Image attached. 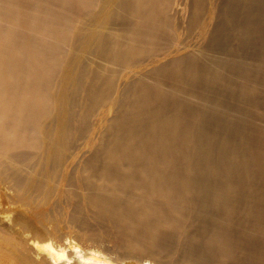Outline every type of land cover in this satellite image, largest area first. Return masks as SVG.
I'll return each instance as SVG.
<instances>
[{"label": "bare ground", "instance_id": "obj_1", "mask_svg": "<svg viewBox=\"0 0 264 264\" xmlns=\"http://www.w3.org/2000/svg\"><path fill=\"white\" fill-rule=\"evenodd\" d=\"M0 264H264V0H0Z\"/></svg>", "mask_w": 264, "mask_h": 264}]
</instances>
